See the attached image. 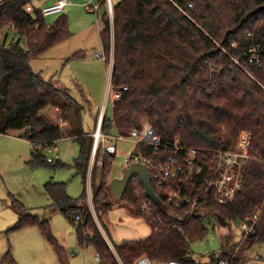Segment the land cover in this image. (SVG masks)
<instances>
[{
    "label": "trees",
    "instance_id": "16d2710c",
    "mask_svg": "<svg viewBox=\"0 0 264 264\" xmlns=\"http://www.w3.org/2000/svg\"><path fill=\"white\" fill-rule=\"evenodd\" d=\"M174 1L119 0L113 4L112 21L101 0L100 38L105 54L113 49L112 84L114 88L128 86L113 101V118L105 115L102 130L127 134L150 124L169 147L177 145L208 155L235 148L240 131L251 132V157L244 166L236 200L227 204L210 200L207 207L223 218L243 220L258 214L253 231L243 243L252 246L264 242V56L260 63L252 64L244 55L252 44H260L264 50V9L260 8L264 0ZM29 3L34 6L32 12L26 10ZM41 9L33 0L0 1V134L23 130L21 136L33 146L29 163L54 168L60 165L59 159L48 161L43 150L64 138L79 141L75 165L84 183L80 199L69 195L65 182L48 181L45 187L51 203L46 210L67 217L77 229L79 244L95 247L98 264H135L143 255L157 264L170 260L217 264L220 257L230 264H243L238 254L242 245L222 248L219 258L212 253L208 262H197L190 243L207 234L205 214L185 215L180 208L160 207L147 197L138 176L130 180L123 199L148 220L153 230L145 239L123 240L112 249L88 205L93 135L83 130L73 96L31 65L32 59L72 36L65 14L48 22ZM74 56L83 57L84 53ZM234 58H239L240 64ZM50 107L60 110L57 119L44 113ZM62 122H66L65 127ZM139 148L147 155L151 153L145 145ZM102 153V179L97 186L96 169L92 172V202L99 220L110 205L108 181L115 155ZM152 187L161 199L153 182ZM144 201L150 204L149 212L141 207ZM14 203L18 219L8 232L37 226L55 247L62 264H68L67 252L53 235L50 219L30 213L17 199ZM0 262L16 264L10 250Z\"/></svg>",
    "mask_w": 264,
    "mask_h": 264
},
{
    "label": "rangeland",
    "instance_id": "374dc122",
    "mask_svg": "<svg viewBox=\"0 0 264 264\" xmlns=\"http://www.w3.org/2000/svg\"><path fill=\"white\" fill-rule=\"evenodd\" d=\"M1 1V0H0ZM46 0H34L36 6L42 5ZM79 4L71 13L47 16L48 22L55 21L62 14H67L69 28L73 33L69 43L75 51L86 54L85 60L72 57L75 51H64L56 48L47 52V59L33 61V69L46 80L64 89L73 96L74 105L80 109L82 128L86 133L96 129V117L106 104V116L113 118L111 91L114 85L110 82L111 59L96 58V53L102 54V42L99 26L102 25L100 12H89L84 6L89 0H71ZM99 2L98 0H94ZM117 3L119 0H112ZM72 8V7H71ZM70 10V9H69ZM113 44V37H112ZM66 52L68 55H64ZM106 56L113 58V49ZM52 119L58 118L60 110L50 107L44 112ZM62 124V123H61ZM66 126V122L62 124ZM23 130H12L9 134H0V261L9 250L16 264H62L53 244L46 238L37 226H27L19 230L8 232V229L18 219L17 206L14 199L22 202L30 209V213L39 217L51 216L50 226L53 235L67 252L68 264H98L97 252L93 245L79 244L76 227L61 212L52 214L46 210L51 199L45 184L48 181H63L66 183L70 196L76 198L81 195L84 183L80 174H77L75 161L80 154V144L77 139L64 138L54 148L43 150L45 157L55 159L60 157V165L54 168L50 165L32 166L33 146L21 135ZM115 133V132H114ZM117 152L111 166L110 182L121 177L127 168L126 159L133 152L136 142L134 138L119 141ZM99 150L101 152L99 153ZM101 146L91 155L86 191L88 205L96 223L104 237L114 249L127 239H145L152 232L148 220L138 214L136 209L125 199H117L109 192V209L107 214L99 220L92 202V172L96 169L95 185L102 179V166L104 154ZM102 162V163H101ZM55 163V162H54ZM73 163V164H72ZM111 189V188H110ZM204 225L207 234L204 238L193 240L190 243L191 254L195 259L208 262L210 255L217 250L229 246H241L239 255L243 264H264V242L249 246L243 243L245 237L239 218H223L212 212H204ZM220 217V218H219ZM0 264H2L0 262Z\"/></svg>",
    "mask_w": 264,
    "mask_h": 264
},
{
    "label": "built area",
    "instance_id": "2783aa9c",
    "mask_svg": "<svg viewBox=\"0 0 264 264\" xmlns=\"http://www.w3.org/2000/svg\"><path fill=\"white\" fill-rule=\"evenodd\" d=\"M104 1L109 16L113 21L114 3L112 0ZM171 1L175 2L174 0ZM70 3L69 0H55L43 6L41 10L45 16L54 15L62 13ZM85 7L89 12L98 13L100 2L89 0L85 3ZM190 7H192V4H190ZM26 10L32 12L34 10L33 4H27ZM14 27L15 25H12V28ZM0 33H2L1 28ZM244 55L248 63H260L264 56V50L260 44L256 43L245 49ZM96 57L105 60L108 58L105 53H96ZM234 62L240 64L239 58H234ZM127 89V85H120L118 88H114L110 93L111 100L114 101L119 98L122 92ZM106 110L105 104L97 117L96 129L93 132V156H95L100 146L103 152L115 154L117 152L116 144L119 141L134 138L136 145L130 157L126 159L127 165L130 166L134 162H139L147 166L151 176V183L153 182L162 194L163 207L167 206L169 209L180 208L181 213L193 215L195 209L200 210L202 214L209 211L207 203L210 200L221 204L231 203L236 200L242 186L244 166L251 157V132L241 130L235 148L213 151L208 155L200 153L196 149H183L177 145L169 147L162 142L150 124H145L141 129H132L127 134L118 131L106 133L102 130ZM141 144L151 148V153L145 154L139 148ZM58 156L56 158H59ZM54 160L48 157V161ZM141 207L146 212L150 211L148 201H144ZM257 218L258 214L255 213L246 216L242 220L241 226L245 237L253 231ZM214 254L219 258L222 250H217ZM98 259L99 256L97 255ZM196 261L202 262L200 259H196ZM135 264L157 263L148 256L143 255L136 260ZM165 264L185 263L180 260H170ZM217 264H230V261L220 257Z\"/></svg>",
    "mask_w": 264,
    "mask_h": 264
},
{
    "label": "water",
    "instance_id": "95a60500",
    "mask_svg": "<svg viewBox=\"0 0 264 264\" xmlns=\"http://www.w3.org/2000/svg\"><path fill=\"white\" fill-rule=\"evenodd\" d=\"M260 8L264 9V4L261 5ZM135 176H138L140 178V181L145 188V193L147 197L150 198L154 203H156L160 207H163L164 205L162 203V200L155 193L152 187L151 176L147 166L139 162L132 163L124 170L123 175L121 177L114 178L113 180H111L110 188L114 193L115 197L119 200L124 197L128 185L130 183V180ZM201 214L202 213L200 212V210L198 209L194 210L193 215H201Z\"/></svg>",
    "mask_w": 264,
    "mask_h": 264
},
{
    "label": "crops",
    "instance_id": "0c3cea01",
    "mask_svg": "<svg viewBox=\"0 0 264 264\" xmlns=\"http://www.w3.org/2000/svg\"><path fill=\"white\" fill-rule=\"evenodd\" d=\"M34 1V0H33ZM55 0H46L42 5H39V7H43V6H45V5H47V4H50V3H52V2H54ZM71 3L65 8V10L67 11V13H69V16L71 15V13L75 10V8H77L78 6H79V4H76L75 2H73V1H71V0H69ZM99 2H101V0H98ZM34 3V2H33ZM85 6V5H84ZM72 7V8H71ZM103 7H105V5L103 6ZM102 7V8H103ZM70 9V10H69ZM64 10V11H65ZM63 11V12H64ZM62 12V13H63ZM66 16H67V14H65ZM50 16V15H49ZM101 28H102V25H100L99 26V32H100V30H101ZM72 35H73V33H72ZM71 38H72V36L71 37H69V38H67L66 40H64V41H62V42H60V43H58V44H56L55 46H53V47H51L49 50H47L45 53H43L42 55H40V56H38V57H36V58H34V59H32V61H31V65L33 64V61H35L36 59H42L43 57L45 58V59H47V52H49L50 50H55L56 48H58V49H60V50H64V51H75V50H73V49H75V48H71V44L72 43H69V41L71 40ZM102 42V41H101ZM76 52H82V50L81 51H75V52H73L72 53V57H75L74 56V54L76 53ZM64 53V55L66 56V55H68L66 52H63ZM103 53H105L104 52V48H103V44H102V54ZM95 57H96V54L94 55ZM77 59L79 58V59H82V60H85L86 58H87V56H86V54L84 53V56L83 57H76ZM96 58H99V57H96ZM109 59H111V64H110V67H111V78H110V82L112 83V70H113V58L111 57H109ZM105 62H107V60H104ZM32 68H33V65H32ZM35 71V70H34ZM112 101V100H111ZM112 105H113V101H112ZM54 119H56V118H54ZM96 122H97V119H96ZM65 122H62V124H64ZM61 124V125H62ZM89 133H91V131L89 132ZM58 157H60V156H58ZM73 164V163H72ZM74 198V197H73ZM74 199H76V200H78V199H80V196H78V197H76V198H74ZM57 211H53V212H51V215L52 214H54V213H56ZM48 218L51 220V216H48ZM111 246V245H110ZM229 247H233V246H229Z\"/></svg>",
    "mask_w": 264,
    "mask_h": 264
}]
</instances>
